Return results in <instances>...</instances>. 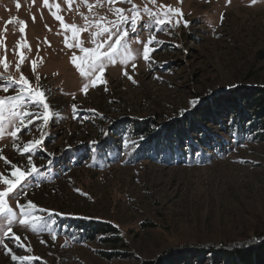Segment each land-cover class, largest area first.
Listing matches in <instances>:
<instances>
[{
    "label": "rangeland",
    "instance_id": "rangeland-1",
    "mask_svg": "<svg viewBox=\"0 0 264 264\" xmlns=\"http://www.w3.org/2000/svg\"><path fill=\"white\" fill-rule=\"evenodd\" d=\"M88 3L93 5L91 10ZM133 3L153 11L160 5L178 7L183 16L156 26L142 13L146 25L127 37L133 59L127 64H121L119 57L114 64L106 62L102 74L106 84L90 86L85 92L88 80L70 60L73 52L83 53L65 44L66 36L70 44L75 40L52 13L66 24L84 27L85 17L89 22L110 21L115 19L114 8L130 15L131 5L120 0L114 5L107 0H49L47 6L44 0H0V76L19 79L23 74L31 86L39 85L45 92L55 113L46 125L42 119L33 120L16 137L6 124L0 135V157H4L0 176L15 179L12 165L27 171L29 156L38 169L5 198L8 206L19 216L17 205L32 201L37 205L34 214L43 217L35 231L14 221L11 228L17 241L11 234H2L7 221L0 216V264H29L13 261L12 254L38 258L30 264H159L166 252L180 246H220L264 234V140L232 136L226 127L231 115L224 101L212 105L214 113L223 116L205 124L216 138L208 142L212 146L201 158L194 156L197 149L182 161L166 162L159 154L152 157L151 151H143V157V152L131 153V140L117 133L135 120L151 121L154 127L183 119L227 93L264 89V0ZM20 20L25 21L23 33ZM92 31H96L94 24L80 33L85 48L107 39V35L97 37L94 43ZM150 35L163 43L150 45L155 51L145 61L143 43ZM16 91L15 84L0 79V97ZM194 99L198 100L195 106ZM20 107L42 111L27 97ZM42 131L46 133L43 147L23 153V145L39 139ZM258 131L264 134V125ZM5 187L0 182V191ZM71 218L112 224L119 242H105L110 235L81 239L73 232Z\"/></svg>",
    "mask_w": 264,
    "mask_h": 264
},
{
    "label": "snow or ice",
    "instance_id": "snow-or-ice-1",
    "mask_svg": "<svg viewBox=\"0 0 264 264\" xmlns=\"http://www.w3.org/2000/svg\"><path fill=\"white\" fill-rule=\"evenodd\" d=\"M70 2L71 0H69V3ZM116 2L117 0H107L109 5H114ZM120 2L131 5L127 10V12H130V15L126 14V10L123 8H114L115 19L101 22L104 20V18H101L100 20L89 22L87 17H85L84 27H77L75 24H66L61 16L57 15L55 12L52 13V15L60 21L61 27L66 31H70L75 40L74 44H70L66 36L65 44L70 47L79 48L80 52L83 53V55L77 56L76 53L73 52L70 60L79 70L81 76L88 80V83H85L83 86L85 92L90 86L95 87L97 84H106L102 75L106 67V62L114 64L116 63L117 57H119L121 64H127L133 59V51L128 45L127 37L130 32L135 33L141 24L146 25L147 22L142 20V13L148 16V22H151L156 26L171 24L173 22V17L179 16L182 18L183 16L181 9L178 7L160 5V10L153 11V9L147 5L142 9L138 8L137 5L133 3V0H120ZM48 3L49 0H44L45 6H47ZM149 3L155 4L156 0H149ZM251 3L255 4L256 0H251ZM19 7L20 5L17 3V8ZM87 7L91 10L93 5L88 3ZM15 19V17L11 18L8 23H11ZM33 19L35 18L33 17ZM220 19H224L223 14H221ZM19 23L21 25L20 32L23 33L25 31V21L20 20ZM175 23L179 24L180 19H177ZM93 24L96 28V31L91 32L93 42H96L95 38L104 35H107V39L103 41V44L97 43L94 48H85L80 41V33L90 29ZM184 24L186 26L187 21H184ZM126 25H130V27H127ZM162 43L163 41H159L154 35H150L148 41L143 43L144 60L150 61V55L155 51V48L150 47V45ZM17 47H20V45H17ZM102 48L104 49L103 51H101ZM21 58H23L22 55ZM32 65L33 70H35V60L32 61ZM4 67L7 68L8 65L5 63ZM16 67L19 69L20 64L17 63ZM132 67L135 69L136 65L133 63ZM124 75L127 76L132 83H136L127 71L124 72ZM36 78L39 80V74L36 75ZM0 79H5L9 81L10 84H15L17 86L15 95L0 97V135L5 133L6 124L12 126L9 134L12 137H16L22 129H25L27 125L32 124L33 120L42 119L43 124L46 125L55 115V113L50 110V105L46 102L45 92L39 87V85L31 86L30 81L23 74L20 75L19 79H13L11 76H0ZM231 86L232 85H230V87ZM3 90L7 92L8 87L5 86ZM25 97H27L32 104L39 106L42 111L32 112L28 111L27 107L21 108L20 105L25 102ZM197 103L198 100L196 99L191 101L193 106ZM73 111L75 112V105L73 106ZM181 114H183V110ZM45 136L46 133L42 131L39 139L29 140L23 145L21 151L23 153H31L37 148H42V141ZM141 139H143V137H141ZM92 143L95 142L93 141ZM0 159H4V157H0ZM28 164L31 165V167H29L27 171H20L16 165H12L14 171L11 172V176L15 177V179H5L3 176H0V182L7 185V187L0 191V216L5 217L7 221L6 231L2 233L5 237H8L10 234L15 237L11 225L16 220H19L21 225L29 226L33 231L36 230L37 226L43 220L42 216L34 214L37 205L32 201H28L27 204H18L17 206L19 207L20 212L19 216H17L13 208L8 206L5 199L14 192L17 186L21 185L24 179L38 172V169L32 162L31 156L28 158ZM52 238L55 239L54 234ZM15 239L18 241L19 237H15ZM4 247L6 249V254L12 252L7 244H5ZM11 259L13 261L18 259L22 261L26 260L29 261L30 264L33 259L38 258L29 256L17 257L15 254H12Z\"/></svg>",
    "mask_w": 264,
    "mask_h": 264
},
{
    "label": "trees",
    "instance_id": "trees-1",
    "mask_svg": "<svg viewBox=\"0 0 264 264\" xmlns=\"http://www.w3.org/2000/svg\"><path fill=\"white\" fill-rule=\"evenodd\" d=\"M208 99L210 97L201 99L200 103ZM221 101L227 105L226 109L231 115L226 127L229 128L232 136L236 134L237 138L249 136L264 140V134L258 131L260 126L264 125V117L262 118L264 116V89L227 93L216 102L200 105L195 112L184 116L183 119L178 117L154 127L151 121L135 120L127 127H119L117 133L131 140L128 145L131 153L151 151L152 157L157 158L161 155L160 158L164 157L167 159L166 162H170L176 159L177 161L190 159L191 155L193 156L191 150L197 149L194 156L201 158L212 146L208 142L216 138L205 124L211 122L213 118L220 121L219 117L222 114H215L216 110L212 105L214 103L218 107ZM144 153L141 154L143 157ZM83 220L85 219L71 218V225L73 224L75 229L73 232L77 237L93 240L95 236L110 235V238L104 240L105 242H119L118 230L114 225L102 221ZM166 253L168 256L159 264H264V234L249 241L220 246L184 245ZM162 259L164 258L160 260Z\"/></svg>",
    "mask_w": 264,
    "mask_h": 264
}]
</instances>
